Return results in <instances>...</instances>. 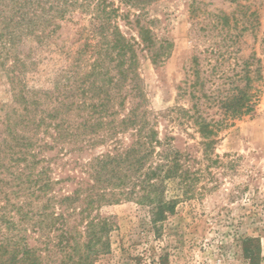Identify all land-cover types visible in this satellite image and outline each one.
<instances>
[{
    "label": "rangeland",
    "instance_id": "obj_1",
    "mask_svg": "<svg viewBox=\"0 0 264 264\" xmlns=\"http://www.w3.org/2000/svg\"><path fill=\"white\" fill-rule=\"evenodd\" d=\"M226 17L229 26L224 24ZM146 21L156 40L167 41L171 48L167 59L156 66L139 54L144 106L160 139L173 138L174 148L189 154L187 167L194 181L188 188L168 185L166 197L178 202L174 213L156 225L147 208L132 202L101 208L100 217L111 224L110 232L102 238L107 239L109 250L90 264H249L241 247L248 238L258 241V264H264V0H160L147 8ZM120 26L127 37L135 35L122 23ZM75 28L64 30L48 46L18 44L15 55L27 67L25 56L32 48L37 64L32 70L30 66L24 70L21 62L13 67V58L0 54V242L18 239L37 247L42 264H76L77 260L75 253L57 246L61 239L54 229L60 222L45 216L55 207H44L45 201L36 198L39 193L28 188L33 186L30 180L36 181L32 174L37 176L45 167L43 159L53 153L38 152L36 141L41 136L34 135L35 130L22 120L23 105L13 100L12 81L20 93L26 87L52 92L56 82H72L76 69L72 67L68 73L62 70L80 49ZM216 46L221 52L229 47L232 55L211 57L210 64L204 60V53L200 56L204 60L200 61L202 70L216 68L215 79L208 83L212 89L231 88L219 77L223 73L232 79L247 59L252 69L260 70V77L254 84L258 92L253 112L230 121L218 134L212 152L205 156L193 129L187 123H173L166 111L188 107V97L178 93L191 79L195 49L202 52ZM76 59L80 64L81 57L75 55L72 60ZM216 109L207 113L217 121ZM127 137L122 139L124 143L129 142ZM22 142L30 145L24 149L18 145ZM109 145L96 147L90 155L104 152ZM87 155L89 152L84 157ZM49 168L55 180L56 165L52 162ZM34 225L39 232L32 229ZM67 225L82 232L85 224L70 218ZM6 259L7 255L0 264H8Z\"/></svg>",
    "mask_w": 264,
    "mask_h": 264
},
{
    "label": "trees",
    "instance_id": "obj_2",
    "mask_svg": "<svg viewBox=\"0 0 264 264\" xmlns=\"http://www.w3.org/2000/svg\"><path fill=\"white\" fill-rule=\"evenodd\" d=\"M158 1L0 0V54L13 58V67L20 62L26 71L37 66L32 48L25 56L29 66L19 61L15 55L18 44L48 46L64 30L76 26V40L81 45L74 54L81 57L80 64L72 60L74 55L62 70L68 73L76 69L72 82H56L52 92L26 87L20 93L12 81L13 100L23 105L22 120L35 130L34 135L41 136L36 141L38 152L53 153L43 159L45 167L39 178L32 174L36 181L30 180L33 186L28 188L39 193L36 198L45 201L44 207H55L45 216L60 222L54 229L61 239L57 246L75 253L76 264H90L109 250L107 239L102 238L110 232L111 224L100 217L101 208L132 202L147 208L156 225L174 213L178 202L166 197L168 185L188 188L194 181L187 167L189 154L174 148L173 138L160 139L144 106L139 54L156 66L167 59L171 48L167 41L156 40L146 21L147 8ZM223 21L229 26L228 17ZM120 23L135 35L127 37ZM228 48L224 52L218 46L202 52L195 49L191 79L178 93L179 97L187 96L190 104L166 111L170 121L179 126L187 123L193 129L205 156L214 149L220 131L230 121L251 114L257 101L254 84L260 70L252 69L249 59L242 62L232 79L223 73L219 77L231 88L212 89L208 84L215 79L216 68L210 65L208 71L202 70L200 61L210 64L211 57H223V53L231 56ZM203 53L206 57L201 60ZM214 107L219 111L217 121L207 113ZM125 136L128 143L122 141ZM107 142L108 149L90 155ZM18 145L25 149L30 144ZM31 155L34 159V153ZM52 162L58 171L55 180L50 177ZM70 218L85 224L82 232L67 225ZM32 229L39 232L37 225ZM9 242H0V259L7 255L8 264H42L40 249L18 239ZM241 247L249 264L259 263L257 240L245 239Z\"/></svg>",
    "mask_w": 264,
    "mask_h": 264
}]
</instances>
